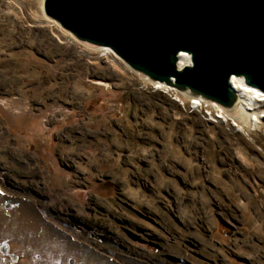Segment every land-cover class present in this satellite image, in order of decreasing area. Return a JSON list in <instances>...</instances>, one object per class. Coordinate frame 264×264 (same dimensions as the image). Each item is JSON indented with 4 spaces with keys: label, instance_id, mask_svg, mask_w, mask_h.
<instances>
[{
    "label": "rangeland",
    "instance_id": "obj_1",
    "mask_svg": "<svg viewBox=\"0 0 264 264\" xmlns=\"http://www.w3.org/2000/svg\"><path fill=\"white\" fill-rule=\"evenodd\" d=\"M39 2L0 0V264H264V102L220 119Z\"/></svg>",
    "mask_w": 264,
    "mask_h": 264
},
{
    "label": "water",
    "instance_id": "obj_2",
    "mask_svg": "<svg viewBox=\"0 0 264 264\" xmlns=\"http://www.w3.org/2000/svg\"><path fill=\"white\" fill-rule=\"evenodd\" d=\"M43 11L179 92L231 108L241 77L264 94V0H44Z\"/></svg>",
    "mask_w": 264,
    "mask_h": 264
},
{
    "label": "bare ground",
    "instance_id": "obj_3",
    "mask_svg": "<svg viewBox=\"0 0 264 264\" xmlns=\"http://www.w3.org/2000/svg\"><path fill=\"white\" fill-rule=\"evenodd\" d=\"M38 1H41L39 2V7L41 8V10H43L42 2L44 0ZM190 61L191 58L189 55L181 54L178 60V65L182 67L186 64H190ZM230 82L231 86L238 95L237 102L233 107L224 108L215 102H209L211 106H214L216 108L218 118L225 120L226 117H232L236 120L244 121L246 125H248L249 131H251V126L255 127L256 125H259L261 123L259 114L256 113L254 110L259 103L264 102V94L257 89H252L246 86L241 77H232ZM191 99H193L195 103H201L202 101V98L197 96H192Z\"/></svg>",
    "mask_w": 264,
    "mask_h": 264
},
{
    "label": "built area",
    "instance_id": "obj_4",
    "mask_svg": "<svg viewBox=\"0 0 264 264\" xmlns=\"http://www.w3.org/2000/svg\"><path fill=\"white\" fill-rule=\"evenodd\" d=\"M194 101V100H193ZM201 102H203V103H210L209 101H205L204 99H202V101ZM193 104H196V105H201V103H195V102H193Z\"/></svg>",
    "mask_w": 264,
    "mask_h": 264
}]
</instances>
